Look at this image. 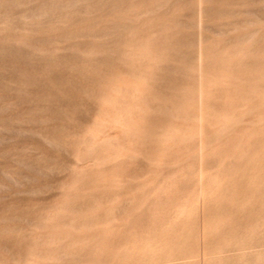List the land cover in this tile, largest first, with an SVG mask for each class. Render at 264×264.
Instances as JSON below:
<instances>
[{
    "label": "rangeland",
    "instance_id": "1",
    "mask_svg": "<svg viewBox=\"0 0 264 264\" xmlns=\"http://www.w3.org/2000/svg\"><path fill=\"white\" fill-rule=\"evenodd\" d=\"M0 264H264V0H0Z\"/></svg>",
    "mask_w": 264,
    "mask_h": 264
}]
</instances>
